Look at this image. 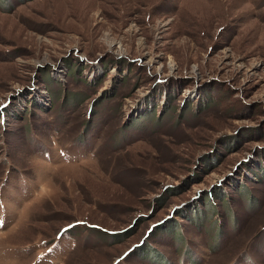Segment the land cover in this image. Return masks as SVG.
<instances>
[{"label": "rangeland", "instance_id": "rangeland-1", "mask_svg": "<svg viewBox=\"0 0 264 264\" xmlns=\"http://www.w3.org/2000/svg\"><path fill=\"white\" fill-rule=\"evenodd\" d=\"M0 264H264V0H0Z\"/></svg>", "mask_w": 264, "mask_h": 264}]
</instances>
